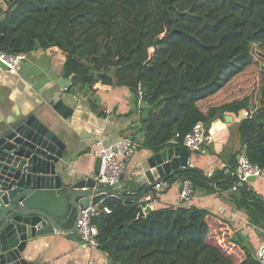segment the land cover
<instances>
[{"label": "trees", "instance_id": "1", "mask_svg": "<svg viewBox=\"0 0 264 264\" xmlns=\"http://www.w3.org/2000/svg\"><path fill=\"white\" fill-rule=\"evenodd\" d=\"M53 47L66 54L71 93L93 111L99 92L129 90L139 129L128 138L142 135L143 148L181 146L196 123L247 113L237 132L264 171V0H16L0 18V52ZM165 180H190L207 193L238 187L234 201L264 231V199L235 175L188 167ZM104 205L111 214L94 223L110 264H262L227 219L206 209L168 206L139 218L137 202Z\"/></svg>", "mask_w": 264, "mask_h": 264}, {"label": "water", "instance_id": "2", "mask_svg": "<svg viewBox=\"0 0 264 264\" xmlns=\"http://www.w3.org/2000/svg\"><path fill=\"white\" fill-rule=\"evenodd\" d=\"M15 1L0 0V17ZM163 36L154 40V51ZM0 68L8 70L1 60ZM62 80L68 85L64 90L44 99L28 113H21L14 105L5 117L0 109V264H29L24 253L32 241L43 236L65 232L79 238L76 223L65 231L62 221L70 219L74 211L79 213L90 205H98L109 196L139 203L138 217H146L153 209L144 198L153 190V184L189 166L192 152L175 146L152 153L145 167L152 168L149 181L137 175L102 187L97 186L93 176L82 178L73 174L70 166L74 159L59 133L58 121L39 115L51 108L62 119L69 120L76 110L91 111L78 94L71 93V78ZM244 118L242 113L239 119ZM226 119L231 121L229 116ZM213 122L206 124V130H210ZM249 141L246 139L245 144ZM100 170L101 159L96 158L94 173ZM255 179L250 177L248 181ZM229 194L235 199L242 198L239 188Z\"/></svg>", "mask_w": 264, "mask_h": 264}, {"label": "crops", "instance_id": "3", "mask_svg": "<svg viewBox=\"0 0 264 264\" xmlns=\"http://www.w3.org/2000/svg\"><path fill=\"white\" fill-rule=\"evenodd\" d=\"M64 54L57 47L41 51L36 50L27 54L26 60L22 62L16 75H11L0 68V103L4 104L0 107L2 115L6 117L14 105L20 109L21 113H28L50 95L58 94L55 80L63 77V67L66 60V54ZM55 60L62 62L59 63L60 72L57 75L54 74ZM99 93H101L102 98L110 96V99L117 103L118 109L115 111L113 104L109 103L108 106L102 100L99 111L92 109L91 111L87 109L76 110L69 120L62 119L51 108L39 112L42 117L58 121L59 133L67 144L70 157L74 159L71 161V171L82 178L92 176L94 173L95 142L103 140L107 144H112L119 139L128 138L130 133H133L131 130L132 126H135L133 123L136 119L138 120L135 118L136 114L131 115L132 122L129 121V117H126L132 110H130V104H132L130 92L127 88ZM70 101L74 102L73 99ZM82 102L85 103L83 100ZM85 105L88 107L86 103ZM99 112H103L104 117L100 116ZM229 117L231 121H227L225 118L224 121L216 120L213 122L210 130H208L212 140L205 144V153L192 152L188 167L200 169L206 176L212 173V178H216L218 173L224 170L229 176L233 175V172L235 173L238 167L236 166L237 168L231 171L233 169L232 158L236 155L238 161L243 145L237 132L240 119ZM139 140L140 142L138 140L133 141L137 144L138 150L128 166L125 178L132 179L139 175L143 180L149 181L148 173L152 177V168L146 170L145 167L148 159L152 157V152L141 146V142L144 141L142 135ZM182 182L183 180L175 181L174 186L164 195H157L152 190L148 196L153 197L154 200L148 202V205L153 210L168 206H194L219 214L246 238L251 252L256 256L257 250L264 243V231L252 225L246 212L238 206L229 192L207 193L202 190H194L193 199L189 203L181 204L178 198L182 192ZM248 186L264 199V171L261 177L250 182ZM108 199L119 198L109 196L103 201V204ZM77 217L78 212L74 211L70 219L62 221V228L65 231L71 230ZM24 257L29 264H110L107 255L103 252L91 250L82 244L80 238L70 237L65 232H56L35 239L29 244Z\"/></svg>", "mask_w": 264, "mask_h": 264}, {"label": "built area", "instance_id": "4", "mask_svg": "<svg viewBox=\"0 0 264 264\" xmlns=\"http://www.w3.org/2000/svg\"><path fill=\"white\" fill-rule=\"evenodd\" d=\"M26 58L27 55L23 53L10 55L0 52V60L8 67L7 72L11 75L18 74L20 65ZM244 114L247 116V113ZM211 140L212 136L209 134V131L206 130V124L198 122L194 125L192 131L185 136L181 146L186 147L191 152L205 153V144L207 141ZM95 144V157L101 159L100 172L98 174L93 173L92 175L97 186L107 187L120 182L125 177L128 166L137 153V144L129 138L119 139L112 144H107L103 140H98ZM174 144L178 145V142H174ZM239 157L238 168L235 173H233L238 179V185L244 183L248 185L250 184L248 181L250 177L259 178L262 176L263 170L258 165L250 163L246 154V149H242ZM208 177H212V173L209 174ZM173 186L174 183H170L166 180H159L153 184V191L156 192L157 195H164ZM182 187L183 190L179 195L178 201L181 204L189 203L195 195L193 183L190 180H185L182 182ZM236 188L238 187L234 189ZM144 200L148 203L153 202L154 198L149 197L147 194ZM103 213L111 214V209L104 205L103 202L95 206L90 205L78 213L75 222L82 244L98 252L101 251L98 239L100 232L94 220ZM256 259L264 264V243L257 250Z\"/></svg>", "mask_w": 264, "mask_h": 264}, {"label": "rangeland", "instance_id": "5", "mask_svg": "<svg viewBox=\"0 0 264 264\" xmlns=\"http://www.w3.org/2000/svg\"><path fill=\"white\" fill-rule=\"evenodd\" d=\"M41 51V50H40ZM65 55V54H64ZM44 57H46V56H44ZM53 57H54V55H53ZM61 61H59L58 62V60H55V69H54V74L55 75H57V74H59V72H60V65H59V63H60ZM62 63V62H61ZM63 78H65L64 76L62 77V78H60V79H58L57 81L55 80V85H56V87H57V89H58V93L59 92H61L62 90H64L68 85L66 84V82H65V80L63 81L62 79ZM142 91V90H141ZM141 91H139V95H141ZM53 95H57V94H53ZM53 95H50L49 97H51V96H53ZM101 93H99L96 97H95V99L97 100V108H98V111L101 109V101L103 100V101H105L106 103H107V105L109 106V103L110 104H113V108H115V111L118 109V107H117V103L114 101H112L111 99H110V96H108V97H106V98H102L101 96ZM130 97H131V101H132V104H130V113L128 114V115H126V117H129L130 119H129V121H133L132 120V114H136V117L135 118H138L139 117V113H136L135 112V107H136V102H135V99H134V96H132L131 94H130ZM140 103V102H139ZM244 114V113H243ZM245 115V114H244ZM125 117V118H126ZM131 122H130V124H131ZM135 122H138L137 121V119H136V121ZM134 122V123H135ZM133 123V124H134ZM139 128H138V126H135V127H133V128H131V130L133 131V133H135V131L136 130H138ZM133 133H130V137H133L132 135H133ZM139 142H140V140H139V138L137 139ZM137 140H135V141H137ZM139 151H142V150H139ZM242 210H244V209H242ZM245 211V210H244ZM252 223V222H251ZM252 225H254V223H252ZM261 233V232H260ZM248 244V243H247Z\"/></svg>", "mask_w": 264, "mask_h": 264}]
</instances>
